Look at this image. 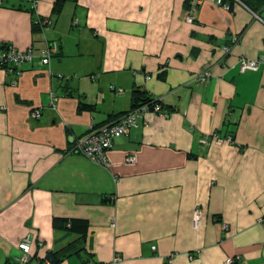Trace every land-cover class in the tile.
Segmentation results:
<instances>
[{"label": "crops", "instance_id": "obj_1", "mask_svg": "<svg viewBox=\"0 0 264 264\" xmlns=\"http://www.w3.org/2000/svg\"><path fill=\"white\" fill-rule=\"evenodd\" d=\"M5 47L36 57L0 67V264L28 236L26 264H264V63L240 72L264 57V0H0ZM150 97L168 116L116 140L109 166L73 151Z\"/></svg>", "mask_w": 264, "mask_h": 264}, {"label": "built area", "instance_id": "obj_2", "mask_svg": "<svg viewBox=\"0 0 264 264\" xmlns=\"http://www.w3.org/2000/svg\"><path fill=\"white\" fill-rule=\"evenodd\" d=\"M32 9L36 12L37 7L40 3V0H27ZM221 3V2H220ZM188 22H193L194 18L192 16H187ZM36 24L42 30L47 28H51L54 24V20L52 18H42L38 17L36 19ZM239 37L235 36L232 39V44L238 45L239 44ZM224 50L228 53L230 52L229 47H224ZM58 52V43H46V46L41 49L39 52V58L42 65H50L51 60ZM36 57V51L33 48L28 49L27 51H18L13 47H5L0 50V65L1 66H9L12 68L11 71H14L16 75H20L22 73V67L26 63L33 62ZM264 63V57H261L257 60H249V59H242L240 61V72L245 74L248 72H256L259 70L261 64ZM210 78V72L205 71L194 81L204 84ZM112 90L117 92L118 94H122V89H115L114 87ZM153 101L148 103H141L139 106L135 107L133 110L126 114H122L113 121H110L106 124L101 126H94L91 127L89 132L81 137L75 143L73 151L83 155L88 160L102 164L105 167L109 166V162L106 157V152L110 150L116 140L122 137H128L131 135V132L134 129L140 128V126L144 123L145 117L148 114H156L160 116H168V113L164 110V106L162 104L161 98H152ZM57 101V98L53 96L52 104ZM35 118L40 116V112H35L33 114ZM213 139L216 141H221V139L217 135H213ZM227 141L230 143H234V140L229 137ZM130 163H135L136 158L131 156L127 159ZM202 221V211L197 209L194 212V227L195 229H199L201 226ZM223 231H228V225H223ZM20 250L22 251L21 258L18 261L21 264H26L30 261V248H31V238L28 236L26 237L22 243L20 244ZM121 258L116 256L111 262L109 263H97V264H119ZM241 261V257H229L226 260V264H237ZM46 264H50V262H46Z\"/></svg>", "mask_w": 264, "mask_h": 264}, {"label": "trees", "instance_id": "obj_3", "mask_svg": "<svg viewBox=\"0 0 264 264\" xmlns=\"http://www.w3.org/2000/svg\"><path fill=\"white\" fill-rule=\"evenodd\" d=\"M28 3H29V2H28ZM29 9H30V11H32V12L35 13L34 9H32V7H31L30 3H29ZM35 26H38V27H39V25L36 24V22H35ZM239 39H240V37H239ZM239 42H240V41H239ZM232 45H234V44H232ZM0 67H1V68H6V69H8V70H12V68L9 67V66H1V65H0ZM151 101H153V99H152L151 97H150V98L143 99V100H141V101H137V102L135 103V105H134V108L137 107V106H139V104H141V103H148V102H151ZM163 106H164V105H163ZM134 108H133V109H134ZM133 109H132V110H133ZM79 110H80V111L94 110V107L91 106V105H87V104L81 103L80 106H79ZM164 110H165V107H164ZM165 111H166V110H165ZM166 112H167V111H166ZM125 114H126V113H125ZM119 116H120V115H118L117 117H119ZM117 117H116V118H117ZM48 259H49V260H46V262H50V264H60V260L57 258V256H56L55 254L50 255ZM45 264H46V263H45Z\"/></svg>", "mask_w": 264, "mask_h": 264}]
</instances>
